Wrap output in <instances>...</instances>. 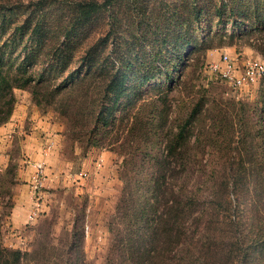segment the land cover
<instances>
[{
	"label": "rangeland",
	"instance_id": "374dc122",
	"mask_svg": "<svg viewBox=\"0 0 264 264\" xmlns=\"http://www.w3.org/2000/svg\"><path fill=\"white\" fill-rule=\"evenodd\" d=\"M76 1L0 0L1 69L15 71L18 66L26 68L32 63L31 86L36 84L40 96L55 95L50 103L39 105L31 86L15 87L12 113L0 125V164H5L0 169V190L5 193L0 197V242L26 252L21 264H105L109 217L123 187L120 169L124 155L115 151L111 142L130 143L141 137L137 158H142L145 171L151 172L153 162L165 154V125L161 123L167 119L168 129L183 124L196 106L199 110L186 136L195 148H186L183 159L201 161L202 170L209 176L204 185L207 189L226 188L216 182L212 185V180L218 182L229 168L246 169L240 186L244 204L253 186L248 168L256 169V163L264 159V79L258 87L244 85L237 89L214 76L210 68L224 51L239 61L264 57V0H205L203 13L192 26L186 23L184 0H136L133 4L131 0H119L108 6V11L85 27L82 39L106 34L109 51H117L121 60L129 59L128 64L134 68L142 64L152 77L140 86L137 73L128 77L126 95L113 109L115 119L109 117L104 124L110 134L96 132L95 143L85 151L81 143L65 140L68 119L60 110L67 107L69 97L80 93V88L63 84L75 82L87 68L79 67L82 62L75 55L71 66L54 79L44 67L50 59L48 52L56 46L53 37L38 39L31 34L43 12L58 22ZM45 5L49 8H43ZM188 38L192 44L182 49ZM76 68L80 69L78 73ZM38 114L47 116L51 124H60L54 130L60 136L51 134L42 124L35 125L38 119L34 115ZM78 118L75 114L76 131L82 125ZM147 118H151L152 129L147 124L149 130L145 132ZM30 132H34L31 146H36L35 139H39L40 155L24 150L25 134ZM177 157L181 156L176 154L172 159ZM9 163L15 168L14 184L9 182V174H4ZM38 164L42 186L36 190L33 180ZM235 178L237 175L230 178L229 187H233ZM16 194L21 198L30 196L32 203L23 222L13 225L9 218L13 206L3 204L10 195L14 201ZM204 239L205 235L201 236L200 240ZM183 252L171 249L167 256L170 254L172 264L202 261L196 259L197 250ZM211 253L207 249L208 257ZM183 254L186 261L181 262L178 256ZM259 256L258 251L252 254L250 264H258Z\"/></svg>",
	"mask_w": 264,
	"mask_h": 264
},
{
	"label": "trees",
	"instance_id": "16d2710c",
	"mask_svg": "<svg viewBox=\"0 0 264 264\" xmlns=\"http://www.w3.org/2000/svg\"><path fill=\"white\" fill-rule=\"evenodd\" d=\"M135 1L131 0L132 4ZM204 1L184 0L183 10L187 12L188 26H192L203 13ZM117 2L119 0H78L58 22L43 12L31 30V34L38 39L46 35L53 37L56 46L52 52H48L50 59H46L47 65L44 67L54 75V79L71 66L75 55L82 62L79 67L87 68L86 73L76 78L75 82L70 80L72 82L65 81L63 84L65 87L73 85L80 88V93L69 97L67 107L60 110L68 119L65 140L68 143H81L84 151L95 143L97 133L110 134L104 124L109 117L115 119L113 109L126 95L128 77L137 73L138 86L152 77L142 64L134 68V65L128 64L129 59L121 60L117 51H109L106 34L96 39H82L85 27L95 17L108 11V6ZM147 5L142 4V7ZM35 10L33 7L32 11ZM117 22L116 19L114 23ZM192 42L188 38L182 49ZM28 58L29 55L24 59ZM28 65L26 68L25 65L22 68L18 66L15 71H3L0 67V125L12 113L15 102L13 89L31 86L30 81L34 80L32 68H29L33 64ZM79 70L76 68V73ZM263 79L264 76L260 83ZM35 85L31 87L36 104L53 101L55 95L40 96L39 88ZM159 110L164 111L162 108ZM198 110L195 106L191 119L187 118L183 124L170 129L167 128V119L161 123L165 125L162 128L165 129V154L153 162L151 172L145 171V162L137 158L142 146L141 137L130 143H109L115 151L124 155V159L120 169L123 187L108 222L109 244L105 264H172L170 254L167 256L171 249L182 250L183 253L197 250L196 259L202 260L198 264H250V256L258 251L260 256L257 263L264 264V159L256 163V169L248 168L253 186L248 192L246 204L240 191L246 169L234 171L229 168V172L221 174L220 177H224L218 182L212 180V185L216 182L226 188H205L209 176L202 170L201 161L197 158L184 160L182 156L186 148L189 151L195 148L186 136L190 121ZM75 114H78L82 124L79 131L75 127ZM147 124L150 128L151 118L144 122L145 132L149 130ZM90 125L93 127L90 128ZM140 135H143V131ZM176 154L181 157L172 159ZM14 169L9 163L4 171L5 175L9 174V182L13 184L16 183ZM236 175L237 178L232 180L233 187H229L230 178ZM4 195L0 190V197ZM13 203L10 195L3 205H10L11 208ZM5 214H9V211ZM218 224L224 227H218ZM204 235L205 239L201 241ZM205 244L206 248L203 249ZM207 249L212 250L209 257ZM25 255L26 252L0 242V264H21ZM185 255L178 256L181 262L186 261Z\"/></svg>",
	"mask_w": 264,
	"mask_h": 264
},
{
	"label": "built area",
	"instance_id": "2783aa9c",
	"mask_svg": "<svg viewBox=\"0 0 264 264\" xmlns=\"http://www.w3.org/2000/svg\"><path fill=\"white\" fill-rule=\"evenodd\" d=\"M210 68L214 72V76L233 88L240 89L244 85H248L247 87L251 86L250 88L258 87L264 76V57L258 55L256 58H247V60L239 61L237 56L224 51L220 54L217 61L210 64ZM41 170V165L38 164L36 174H34L35 179L33 180L36 190L42 186V181L39 179Z\"/></svg>",
	"mask_w": 264,
	"mask_h": 264
},
{
	"label": "crops",
	"instance_id": "0c3cea01",
	"mask_svg": "<svg viewBox=\"0 0 264 264\" xmlns=\"http://www.w3.org/2000/svg\"><path fill=\"white\" fill-rule=\"evenodd\" d=\"M38 115L37 116L34 115V117H35L34 119H36V118L38 119L36 121L35 125L42 124L48 132H52L51 134L56 135V136H60V134H58V133H56V131H54V130H57L60 127V124L58 125V124H56V122L51 124V123L47 122V118H48L47 116H43V115H40V114H38ZM56 125H58L57 128H55ZM2 128L3 127L0 126V132H2ZM33 133L34 132H32V133L30 132V133H26L25 134L26 137L24 139L25 140L24 150L26 152L30 151V153H33L34 155H40V153H39V139H37V138L35 139L36 146H34V147H33V145L31 146V144L29 143L31 137L34 135ZM53 139H55V137H53ZM102 154L104 155L105 153H102ZM36 160L37 159L35 158L34 161H36ZM4 166H5L4 162L1 163L0 164V169H2ZM28 181H30V180H28ZM13 199H14L13 208H12V210L10 212L9 218L11 219V222H13V225H17V222H19V221L23 222V219H24V216H25V211L28 210V208L30 206V203H32V202H31V197L30 196H27L25 198H21L18 194H16Z\"/></svg>",
	"mask_w": 264,
	"mask_h": 264
}]
</instances>
